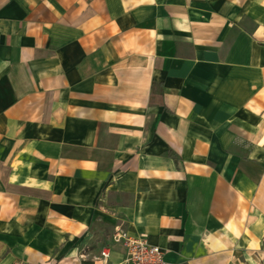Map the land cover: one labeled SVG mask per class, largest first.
<instances>
[{
  "label": "crops",
  "instance_id": "obj_1",
  "mask_svg": "<svg viewBox=\"0 0 264 264\" xmlns=\"http://www.w3.org/2000/svg\"><path fill=\"white\" fill-rule=\"evenodd\" d=\"M117 235L264 264V0H0V264Z\"/></svg>",
  "mask_w": 264,
  "mask_h": 264
},
{
  "label": "built area",
  "instance_id": "obj_2",
  "mask_svg": "<svg viewBox=\"0 0 264 264\" xmlns=\"http://www.w3.org/2000/svg\"><path fill=\"white\" fill-rule=\"evenodd\" d=\"M114 241L120 242L125 249L122 264H174L166 262L163 251L158 246L149 244L143 237L117 235ZM100 255L107 258L109 251L104 249Z\"/></svg>",
  "mask_w": 264,
  "mask_h": 264
},
{
  "label": "trees",
  "instance_id": "obj_3",
  "mask_svg": "<svg viewBox=\"0 0 264 264\" xmlns=\"http://www.w3.org/2000/svg\"><path fill=\"white\" fill-rule=\"evenodd\" d=\"M82 264H86L85 262H83Z\"/></svg>",
  "mask_w": 264,
  "mask_h": 264
}]
</instances>
